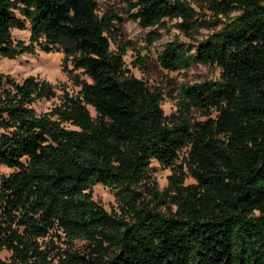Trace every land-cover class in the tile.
Returning a JSON list of instances; mask_svg holds the SVG:
<instances>
[{"label":"trees","instance_id":"trees-1","mask_svg":"<svg viewBox=\"0 0 264 264\" xmlns=\"http://www.w3.org/2000/svg\"><path fill=\"white\" fill-rule=\"evenodd\" d=\"M120 1L125 19L98 15L94 0H0V60L59 52L77 87L37 113L50 85L0 74V166L11 170L0 175V264H264V0H209L211 23L183 0ZM232 13L192 51L162 46L164 71L219 70L216 82L181 88L167 116L160 92L109 49L125 20H176L189 38ZM26 27V44L12 40ZM150 162L172 172L161 193ZM94 185L114 189V210L91 198Z\"/></svg>","mask_w":264,"mask_h":264},{"label":"rangeland","instance_id":"rangeland-1","mask_svg":"<svg viewBox=\"0 0 264 264\" xmlns=\"http://www.w3.org/2000/svg\"><path fill=\"white\" fill-rule=\"evenodd\" d=\"M97 14L104 12H115L119 17L125 19L124 4L120 0H94ZM198 14V18L204 22L214 21L210 11L207 9L209 0H183ZM237 13L230 14L227 18L218 17L213 25L201 27L195 34L187 38L183 36L176 27V20H164L163 27H151L141 29L135 21L125 20L119 25L118 35H113L109 40V49L112 53L122 52L121 59L126 75L143 82L149 90L159 91L161 95L160 109L163 115L174 113L179 99L181 88L193 83L203 81L216 82L219 70L215 66H203L192 64L189 68L179 71H164L157 63V55L162 46L172 40H177L191 51L200 40L219 32L225 24L229 23ZM155 32L159 36L156 40L148 42L147 34ZM10 36L14 41L27 43V27L22 31L11 30ZM122 49V50H121ZM64 70H69L68 65L63 66L62 55L59 52L42 53L36 52L33 55L22 54L12 59L0 60V74L8 76L14 82L20 83L28 76L36 77L47 82L54 93V98L48 101H40L34 105L37 113L49 111L58 103L59 97L63 93L75 95L77 87L74 85L72 76L69 77ZM80 80L85 78L79 72H73ZM89 115L94 116L92 109L88 108ZM190 117L194 120L202 121L205 117L198 111L191 110ZM184 154L181 151L175 165H180V159ZM148 181H152L158 193L165 190L167 177L171 175V170L150 162ZM183 185L191 184L192 181L186 176ZM11 170L0 166V175H7ZM91 198L97 202L106 212L115 209L114 189L100 185H94L90 189ZM162 204L156 206L163 210ZM8 254L0 252V259L6 260ZM53 264H56L53 262Z\"/></svg>","mask_w":264,"mask_h":264}]
</instances>
